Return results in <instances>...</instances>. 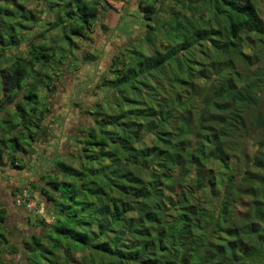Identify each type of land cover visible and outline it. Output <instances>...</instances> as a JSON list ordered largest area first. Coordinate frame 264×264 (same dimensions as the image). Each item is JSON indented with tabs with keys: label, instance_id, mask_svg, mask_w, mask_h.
Instances as JSON below:
<instances>
[{
	"label": "clouds",
	"instance_id": "clouds-1",
	"mask_svg": "<svg viewBox=\"0 0 264 264\" xmlns=\"http://www.w3.org/2000/svg\"><path fill=\"white\" fill-rule=\"evenodd\" d=\"M0 264H264V0H0Z\"/></svg>",
	"mask_w": 264,
	"mask_h": 264
}]
</instances>
